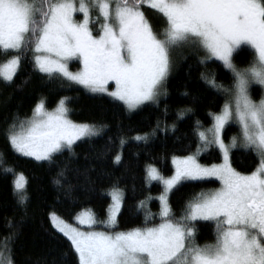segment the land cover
I'll return each instance as SVG.
<instances>
[{"label":"snow or ice","instance_id":"obj_1","mask_svg":"<svg viewBox=\"0 0 264 264\" xmlns=\"http://www.w3.org/2000/svg\"><path fill=\"white\" fill-rule=\"evenodd\" d=\"M144 5L165 19L159 32ZM242 45L252 50L245 67L233 57ZM178 46L203 50L201 63L215 58L229 70L232 83L227 86L214 74H201L209 87L226 94L225 103L219 112L209 111L212 124L207 128L196 122L195 151L172 156L173 174L165 176L155 165L146 168V180L162 188L159 223L149 226L146 215L141 227L99 230L117 223L124 200L118 183L106 191L111 203L103 220L90 208L74 217L79 226L49 213L52 227L70 242L78 264H264V95L256 101L250 92L253 83L264 86V0H0V80L5 84L14 83L22 56L31 52L34 67L49 80L107 93L134 110L146 102L158 104L172 70L171 52ZM71 61L79 63L77 71L70 69ZM67 100L60 97L49 110L46 98L40 97L30 116H6L0 135L14 153L36 161L51 163L64 150L71 154L76 141L98 135L100 128L69 119ZM187 111L191 109L180 110L178 117ZM229 123L237 124L239 133L226 143L222 132ZM157 130L159 122L152 133L134 139L147 142ZM212 146L223 162L201 164L198 155ZM240 146L256 158L251 171H237L230 163V153ZM121 160L120 153L113 157L114 163ZM0 174L13 176L15 208L26 212L30 196L24 174L11 166ZM63 176L61 170L55 183L62 184ZM205 177H216L220 187L198 193L175 214L169 193L181 181ZM137 206L143 207L144 201ZM197 220L215 222L214 242L197 243ZM3 226L7 231L0 235V264H17L19 224L6 216Z\"/></svg>","mask_w":264,"mask_h":264},{"label":"trees","instance_id":"obj_2","mask_svg":"<svg viewBox=\"0 0 264 264\" xmlns=\"http://www.w3.org/2000/svg\"><path fill=\"white\" fill-rule=\"evenodd\" d=\"M146 15L156 31L165 26L162 14L144 5ZM93 17L96 12L93 11ZM252 50L241 47L234 54V62L245 67L251 59ZM2 59V57H0ZM214 74L226 86L232 83V74L222 62L210 59L201 63L196 52H188L182 59L174 61L165 89L158 104L147 102L135 111L128 110L120 101L107 95L92 93L82 86L54 78L34 67L32 53L22 56L21 65L14 77V83L0 80V128L4 118L18 112L23 118L40 97L46 98L48 109L54 108L60 97H67L68 115L79 123L94 124L102 133L77 141L72 153L64 150L55 154L51 163L14 153L4 137L0 135V151L7 166L22 172L27 181L30 201L27 210H16L12 193L13 176L0 174V235L6 233L5 217L19 224V238L15 241L17 264H78V257L70 242L51 225L49 213L54 212L70 224H76L74 217L82 209H92L97 220L107 216L111 203L106 194L113 184L124 190V200L117 216L116 225L99 230L123 231L141 227L147 220L149 226L160 222L159 193L162 190L157 181L146 180V168L155 165L165 176L173 172L172 156H184L194 152L198 137L196 122L205 128L212 124L209 111L219 112L225 103L226 94L208 86L201 74ZM252 97L259 99L260 87H251ZM191 109L183 117L177 113ZM159 122V130L150 135L147 142L134 137L145 132L152 133ZM175 124V128L171 126ZM225 141L229 142L239 127L230 123L225 127ZM121 139L125 141L121 145ZM120 153L122 160L114 163L113 157ZM203 164L217 163L222 154L215 146L198 155ZM232 167L240 172L251 171L256 163L253 153L237 147L230 153ZM64 170L62 184L55 183L58 173ZM2 172V168H0ZM69 186H71L69 188ZM219 186L215 178L184 181L169 195L173 212L182 213L187 202L198 193L207 192ZM144 201L143 207L138 202ZM21 217H23L21 219ZM197 243L203 245L215 240L216 226L213 221L194 222Z\"/></svg>","mask_w":264,"mask_h":264},{"label":"rangeland","instance_id":"obj_3","mask_svg":"<svg viewBox=\"0 0 264 264\" xmlns=\"http://www.w3.org/2000/svg\"><path fill=\"white\" fill-rule=\"evenodd\" d=\"M77 17L78 18H82V14H77ZM95 17V16H94ZM249 47V46H247V45H242L241 47ZM250 48V47H249ZM238 50V49H237ZM236 50V51H237ZM188 52H194V53H196L197 51H193L192 49H190L189 47H186V46H178V47H175L173 50H172V52H171V60H172V70H173V67H174V61L175 60H179V59H182ZM198 54H199V56L200 57H202L203 55H205V53L203 52V50H201V51H199V52H197ZM234 54H235V52L233 53V56H234ZM212 59H215V58H212ZM219 61V60H218ZM221 62V61H220ZM69 67H70V69L72 70V71H77L78 69H79V67H80V65H79V63L78 62H76V61H71V62H69ZM172 70H171V72H172ZM170 72V73H171ZM170 73H169V75H168V77H167V80H168V78L170 77ZM167 80H166V82H167ZM166 82H165V84H164V86H163V89H165V85H166ZM110 83V85H111V87L112 88H114L115 87V84H114V82H109ZM254 85H256V86H259L260 87V92H261V96L262 95H264V86H261V85H259L258 83H253L252 85H251V87L252 86H254ZM80 86H82V85H80ZM83 87V86H82ZM84 88V87H83ZM86 89V88H85ZM162 89V93L164 92V90ZM86 90H88V89H86ZM89 91V90H88ZM89 92H91V91H89ZM250 92H251V88H250ZM93 93V92H92ZM161 93V94H162ZM98 94H103V95H107V96H109L107 93H98ZM252 95V94H251ZM261 96H260V98H261ZM110 97V96H109ZM160 97V96H159ZM253 98V97H252ZM259 98V99H260ZM254 100H256V101H259V99H255V98H253ZM147 103V102H146ZM140 107V106H139ZM138 107V108H139ZM55 108V107H54ZM51 109H53V108H51ZM51 109H49V110H51ZM137 109V108H136ZM136 109H134V110H131V111H135ZM68 117H69V115H68ZM69 119H71L70 117H69ZM77 123H79V122H77ZM230 124V123H229ZM228 125V124H227ZM226 125V126H227ZM225 126V127H226ZM98 128H100V127H98ZM224 131H225V129L223 130V132H222V136H223V138L225 139V137H224ZM102 133V128H100V132H99V134H101ZM98 134V135H99ZM234 135H237V134H234ZM234 135H232V137L234 136ZM95 136H97V135H95ZM93 137V136H92ZM83 139V138H82ZM79 141V140H78ZM77 142V141H76ZM75 142V143H76ZM226 142V141H225ZM74 143V144H75ZM227 143V142H226ZM73 144V145H74ZM240 147H242V146H240ZM244 148V147H243ZM203 152H205V151H202L201 153H203ZM200 153V154H201ZM32 158V157H31ZM198 158V157H197ZM223 162V157H222V160L220 161V162H217V164L218 163H222ZM201 163V162H200ZM230 163H231V161H230ZM201 164H203V163H201ZM213 164V163H212ZM4 166H7V163H6V161L4 160V157H3V154H2V152L0 151V168H3ZM175 171V168H174V165H173V172ZM173 172H172V174H173ZM209 178H215V179H217L216 177H205V178H202V179H209ZM202 179H197V180H202ZM218 180V179H217ZM149 182H152L151 180H148ZM184 181H191V179H189V180H184ZM184 181H181V182H179L178 184H180V183H182V182H184ZM219 181V180H218ZM177 184V185H178ZM176 185V186H177ZM175 186V187H176ZM220 187V181H219V186L218 187H216V188H212V189H210L209 191H212V190H215V189H217V188H219ZM209 191H207V192H209ZM206 192V193H207ZM169 195H170V193H169ZM59 216V215H58ZM117 216H118V214H117ZM75 222H76V224H74V225H76V226H79L78 225V222L75 220Z\"/></svg>","mask_w":264,"mask_h":264}]
</instances>
